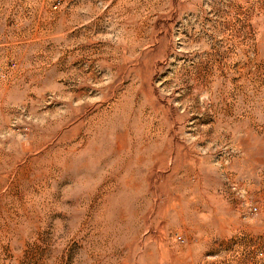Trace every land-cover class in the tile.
Listing matches in <instances>:
<instances>
[{
    "label": "rangeland",
    "instance_id": "374dc122",
    "mask_svg": "<svg viewBox=\"0 0 264 264\" xmlns=\"http://www.w3.org/2000/svg\"><path fill=\"white\" fill-rule=\"evenodd\" d=\"M0 264H264V0H0Z\"/></svg>",
    "mask_w": 264,
    "mask_h": 264
},
{
    "label": "bare ground",
    "instance_id": "6f19581e",
    "mask_svg": "<svg viewBox=\"0 0 264 264\" xmlns=\"http://www.w3.org/2000/svg\"><path fill=\"white\" fill-rule=\"evenodd\" d=\"M120 218H121V217H120ZM118 219H119V218H118ZM118 219H117V220H118ZM123 221H125V220H123ZM123 221H122V224H123ZM136 223H137V222H136ZM118 224H120V223H118ZM122 224H121V225H122ZM118 226H119V225H118ZM118 228H119V227H118ZM122 230H123V229H122ZM125 230H126V228H125ZM125 230H124V231H125ZM129 230H130V229H129ZM113 231H114V230H113ZM125 238H126V236H125ZM117 244H118V243H117ZM123 244H124V243H123Z\"/></svg>",
    "mask_w": 264,
    "mask_h": 264
},
{
    "label": "built area",
    "instance_id": "2783aa9c",
    "mask_svg": "<svg viewBox=\"0 0 264 264\" xmlns=\"http://www.w3.org/2000/svg\"><path fill=\"white\" fill-rule=\"evenodd\" d=\"M57 7H58L57 4L53 5V9H57Z\"/></svg>",
    "mask_w": 264,
    "mask_h": 264
}]
</instances>
